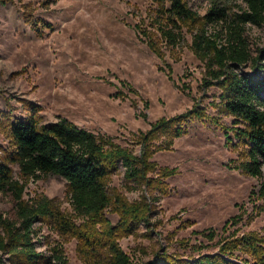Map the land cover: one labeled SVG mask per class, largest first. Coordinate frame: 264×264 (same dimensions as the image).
Returning a JSON list of instances; mask_svg holds the SVG:
<instances>
[{"label":"rangeland","instance_id":"rangeland-1","mask_svg":"<svg viewBox=\"0 0 264 264\" xmlns=\"http://www.w3.org/2000/svg\"><path fill=\"white\" fill-rule=\"evenodd\" d=\"M183 1L200 17L215 4L233 11L241 4L238 0ZM156 9L153 0H0V116L22 120L28 116L26 103H31L40 107L43 125L64 118L113 138L135 154L142 150L139 134L161 118L194 106L213 117L187 122L185 133L168 150L153 155L159 169H176L175 175L164 179L165 192L127 181L120 166L108 178L112 194L129 203L145 199L152 208L146 224L117 240L133 264H148L155 254L189 259L216 252L218 238L209 242L199 233L213 230L221 235L224 224L238 215L237 225L229 223L225 235L232 231L264 235V210L259 212L262 201L257 197L264 167L262 177L237 169L241 148L236 151L226 145L225 130L242 126L215 106L219 91L204 84L205 65L193 53L192 33L186 28L179 46L161 45L172 72V81L168 79L165 63L140 34L142 30L158 33ZM206 31L222 37L224 25L215 23ZM246 37L254 50L264 44V29L248 26ZM6 133L0 119V160L10 148ZM167 138H155L150 147L164 146ZM11 169L13 178L20 180L18 168L12 165ZM37 194L70 212L63 178L48 175L29 180L24 198ZM0 215L16 220L9 191L0 192ZM106 218L113 225L118 221L110 211ZM39 237L43 240L37 251L49 254L60 243L68 264H91L79 251L76 238H60L46 226Z\"/></svg>","mask_w":264,"mask_h":264},{"label":"trees","instance_id":"trees-1","mask_svg":"<svg viewBox=\"0 0 264 264\" xmlns=\"http://www.w3.org/2000/svg\"><path fill=\"white\" fill-rule=\"evenodd\" d=\"M238 1L241 4L234 6L236 11L227 5L215 4L200 17L183 0H153L157 6L158 33L142 30L140 34L148 49L164 62L161 45L174 49L184 42L183 29L191 31V49L206 69L204 84L215 86L219 91L215 106L233 117L236 126H242L225 130L226 145L236 151L237 147L241 148L237 169L252 177H262L264 44L252 50L246 30L248 26L264 29V0ZM215 23L224 25L222 37L206 31L207 26ZM165 66L168 79L172 81L171 69L166 63ZM26 106L28 116L22 120L12 119L9 114L0 116L10 143L0 160V192L12 194L16 212L15 221L0 215V264H68L60 243L55 244L49 254L37 251L43 240L39 237L42 226L60 238H76L79 251L91 264H133L117 240L146 224L152 208L145 199L129 203L112 194L108 190V178L120 166L127 181L147 190L156 187L165 192L164 179L175 175L176 169H159L152 161L153 155L159 150H168L173 140L185 133L187 122L212 121L213 117H207L203 108L194 106L183 114L161 118L146 133L139 134L137 140L142 150L135 154L113 138L90 132L64 118L43 125L38 116L40 107L31 103ZM161 135L168 137L167 144L152 149L150 142ZM12 165L18 168L20 180L13 178ZM151 173L156 177H149ZM48 175L66 181L69 213L61 211L44 195L24 198L29 180L37 181ZM257 197L262 201L258 206L262 212L264 181ZM106 211L118 216L115 225L106 218ZM238 219L239 215L227 221L221 235L213 230L199 233L209 242L218 238L216 252L199 253L189 259L155 254L148 264H264V235L255 232L240 235L236 231L225 235L229 223L234 227ZM36 224L39 226L35 227Z\"/></svg>","mask_w":264,"mask_h":264},{"label":"built area","instance_id":"built-area-1","mask_svg":"<svg viewBox=\"0 0 264 264\" xmlns=\"http://www.w3.org/2000/svg\"><path fill=\"white\" fill-rule=\"evenodd\" d=\"M37 250H38V248H37ZM39 252H41V251H39Z\"/></svg>","mask_w":264,"mask_h":264}]
</instances>
